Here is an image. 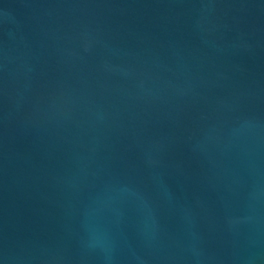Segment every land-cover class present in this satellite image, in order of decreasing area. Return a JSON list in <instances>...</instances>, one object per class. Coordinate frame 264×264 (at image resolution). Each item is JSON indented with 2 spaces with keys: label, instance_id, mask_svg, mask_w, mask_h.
Masks as SVG:
<instances>
[{
  "label": "water",
  "instance_id": "water-1",
  "mask_svg": "<svg viewBox=\"0 0 264 264\" xmlns=\"http://www.w3.org/2000/svg\"><path fill=\"white\" fill-rule=\"evenodd\" d=\"M0 264H264V0H0Z\"/></svg>",
  "mask_w": 264,
  "mask_h": 264
}]
</instances>
